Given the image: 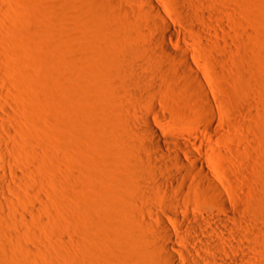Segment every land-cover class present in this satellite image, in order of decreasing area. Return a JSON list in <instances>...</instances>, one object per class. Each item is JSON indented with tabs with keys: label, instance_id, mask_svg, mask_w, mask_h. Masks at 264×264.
<instances>
[{
	"label": "bare ground",
	"instance_id": "bare-ground-1",
	"mask_svg": "<svg viewBox=\"0 0 264 264\" xmlns=\"http://www.w3.org/2000/svg\"><path fill=\"white\" fill-rule=\"evenodd\" d=\"M121 2L125 4L127 7L126 9L129 10V14L133 16L131 21L133 20L134 22V28L138 29L140 32L142 29L145 30V26H148L147 29L152 28L155 30V32H157V34H155L156 37H154V39L151 38L149 46H154V43H157L159 48L157 47L156 50L166 56V58H171L174 61L172 65L166 63L159 64L160 72L157 75L160 77H154L152 74H148L149 71L147 72L148 75H152L154 77L152 79V81H154L152 86L156 84V86L154 85L155 87L163 90L165 93L167 92L168 95L175 100L174 104H176L177 113L175 111L174 112L176 115L178 114L180 117L186 119L188 112L193 110V114L196 113L199 117L198 120L200 122V128H197L194 137L192 136L184 138L186 135H182L183 137H181L180 135L174 134L172 132H165L163 129L164 126L159 128V125H156L153 122L158 120H153V117H150L149 114L151 112L149 114L146 112V114L144 112L145 110L143 112L136 110V113H138V111L141 113L139 116L141 121H135L133 118L134 121L132 122L134 123L135 128L134 130H131L133 133L136 130V132L146 139V141H143L145 143L143 144V149H141L145 152V155L142 153L143 155L140 154L138 156L135 154L136 151L133 149V147H131V149L135 152L131 151L129 144L128 146L127 144H123L124 142L122 140L121 141L123 143H121V138L119 139L118 137L119 141H117L118 139H115L117 138L115 137L117 132L119 133L118 130H120L117 129L119 126H117L116 123H113L112 125V122L110 121L109 124L111 126H105L107 128H113L112 130H108L106 128L109 131L108 135L102 128V131L105 132V136H107L105 138H108L111 133L109 137L114 136L115 138L113 137V139L116 141H112V138H108L106 141L104 136L102 137L104 140L101 139V141H104L105 144L108 142L110 143L111 141L115 142L110 144L114 146L117 144V147H115V152L118 150L119 153H116V159L115 157H111L113 156L111 154H113L115 149L114 146L112 147L113 149H109L108 143L106 144L108 145L106 148H102L105 145L100 141V139L98 140V142H101L99 144H103L100 146V149L102 148L100 152L103 151V149H107L110 152V156H107L106 153H104V155H102L103 152L101 153L103 160H105L106 156L109 159L107 158L104 163L98 162L99 165H102L103 174L101 171V176H95L97 178H94L95 180H93L91 184H88V187L86 186V194L81 195L82 198H78V200L81 199V202L82 199L84 200V203H82L84 205L82 206V209H80L81 216H79V219L80 217L84 218L85 222H87L88 225L95 230V234L87 240V245H85L86 264H264V229L262 225L257 222L259 216H264V210L262 211L264 208V157H261V155L264 153V134L263 129L260 128L258 123V120L262 118L263 113H260V110L263 109L264 102L262 97L258 95L257 92H251L248 88V92L245 90L247 96L246 94L244 95L246 96L247 100L244 99L242 102L244 103L246 101L244 105L240 103L242 106H240L239 109H232V106H229L227 103V101L229 102L227 99H229L231 96H234L230 94V97L228 98V90H224L215 84L213 77L214 75L211 71L212 67L215 69L222 67H224V69L230 68L231 65H229L226 55L232 53L233 46L236 47L238 42L243 43L240 38H238L239 34H235L234 31L232 32L233 28L229 26L231 21L236 22V15L234 20L232 19L233 15L231 14V8L233 7L231 5L230 8L231 3L229 4V2L232 1L225 0L223 3L222 0H175V6L169 4L168 0H115L109 1L108 3L114 7H118ZM2 8L5 9L4 7ZM233 9H236V7ZM234 13L238 12L233 10V14ZM141 16H144L147 19V22L145 21L144 23V25L146 24L145 26L143 25ZM189 20H191V22H189ZM239 22L241 21L239 20ZM176 24H184L188 26L193 33L198 34L200 40L197 42L196 39H194V36L193 38L192 35H189L187 32H183L181 29L179 30V26L177 27ZM134 28H129L130 30H126L127 33ZM111 30L109 29L110 32ZM146 30L143 33H145ZM113 31L115 33L111 34V36H114L110 37L112 39L114 37L118 39L117 36L119 33L117 34V31L114 29L112 32ZM149 31L147 33H149ZM2 32L3 31H1V33ZM147 36L144 35V37ZM99 37L101 38V36ZM99 37L97 39H100ZM168 37L169 40L171 39L173 42L176 41V43L172 42L173 45L176 46L172 47L169 45V41L167 42ZM97 39L96 43L98 48L99 46L102 48L101 43L105 42V40L101 39L99 45V41ZM117 39H114V41ZM149 39L150 38H148V40ZM118 41H120V39ZM192 41L194 42L193 44L197 43L201 49H191L184 45V43L190 44ZM106 42V48L109 49L110 52H108V50L104 47ZM106 42L103 44L104 53L107 50L106 54L103 53L104 56L101 54V57L98 50L95 52L96 55H94V57L96 56L95 58H98L97 56L99 55L100 58V61L99 59L97 61L98 63L94 62L95 60H93L92 63H89L90 60L86 62L84 61L83 63H86V65H84V67L86 66L84 69L90 67V70H92L91 72L88 70L89 75L91 76L88 74V76L84 75L86 78L83 76L85 80L83 79L82 82H84L85 86H88V89L92 88L91 86L93 85V82H97L94 80L99 79L97 78V75L99 77L101 68L107 65V62L111 63L110 68L114 67L117 69V71L121 70V73L128 69V67H124L123 64V60L124 62L127 61L128 63V60L126 59L128 56H125L126 53L123 51L120 53L117 52L119 50H123V48L121 49L122 46L120 47L118 45L120 49L119 47L117 48V46H114L115 49H118H116V52L114 51L116 53L115 55L113 52H111L112 46L108 48L110 45H108V41ZM115 43L117 42L115 41ZM139 43L140 42H133L132 45L137 46ZM133 46H131L132 50L129 49L130 51H137L138 53V51L143 49V46L141 47L140 45L137 47ZM148 47H146V49ZM127 50L126 52H128ZM117 53H123L125 55H118ZM209 54L211 59L208 57ZM134 55H129V58L130 56ZM134 57L136 58V56ZM246 58L248 59V62L245 61L247 69V72L245 73H247L248 76L247 74L245 75V73L242 75L240 70L235 71L236 69H234V71L229 73L230 79L228 80H236V78L244 82L247 80L246 84L248 85L249 83L248 86L250 89H252L251 87H256L257 90H261V86L258 83L251 80V78L248 80L250 76H256V63L250 53L248 56H246ZM133 60H131V62ZM99 63H104V66H101ZM157 63H155V65ZM97 64H99L97 67L101 66L100 69L96 68ZM122 64L123 67L121 66ZM116 65L126 69L123 71L119 67L116 68ZM118 68L120 70H118ZM115 69H113V74H117V72L114 71ZM95 72H97V75L93 74ZM92 74L96 77H92ZM101 74V81L97 83V85L100 86L103 78L102 76H104ZM126 74L122 73L121 76H119L120 78L117 77V74L114 78L115 75L110 73L109 76H113V79L111 78L112 81L108 79L110 77H107L108 80L105 78L107 75L106 74L104 76V81L107 82L104 83L107 84L105 87L103 86L101 88L100 91L102 93L100 91H98V93H101L102 96H105L106 92L108 95H106V97H109L110 92L114 91V89L109 90L114 86L113 83H117V78L120 80L121 77L123 75L125 76ZM148 75L146 77H148ZM124 76L123 78H125ZM146 79H149V77ZM109 80L111 82H108ZM127 80L129 81V78H126V80H124L125 82L123 81L121 84L122 86L118 85V87H122V89L119 88V90H115L116 92L119 91L117 94H120L121 90L123 91L125 89L123 88V84L128 85V83H130V81L128 82ZM95 86L96 85H93V88ZM115 86L117 88V85ZM115 86L113 88H115ZM128 86H126V89ZM96 87L98 88L99 86ZM103 88L108 89L107 91L104 90V94L102 90ZM144 88L145 89L143 91L141 90L142 92L139 90L141 96L145 98L143 99L141 97L143 100L153 99V101H155L157 99L160 102V99L158 98L161 97V95L156 92L158 89L155 90V88L152 87L147 88V86ZM233 89L236 88L234 87ZM163 91L159 92L161 93ZM239 91L237 97L242 94V92ZM135 92L133 95L137 94L138 97V92ZM236 92L237 90H235V96ZM97 98L98 96H96V100H98ZM105 100L106 99H103L101 101ZM99 101L100 100H98V102ZM5 103L6 102H4V104ZM155 103L157 102L155 101ZM4 104L2 103V107ZM5 105L4 107L7 106ZM101 106L102 109L104 107H108L103 105ZM112 108H110V111H112ZM134 111L135 110H133V113ZM114 113L113 117L116 115H114ZM231 113H233L234 116H237L231 117L232 119L228 118L227 116H229ZM107 114L112 116L111 113L107 112ZM3 115L0 113V120L4 119L5 116L3 117ZM138 115L139 113L134 116ZM172 115L175 116L173 113ZM244 115L247 117L246 120L243 118ZM105 117L109 119L110 116ZM198 117H196V119ZM226 117L228 119H226ZM113 119L116 120L115 117ZM242 120H245L244 122L247 125L245 133L247 130L248 131L246 135H243L242 133L243 136H240L237 135L238 132L234 128H242V124L244 125ZM162 121L164 122L163 119ZM5 123L0 121V124H2L0 127V136L2 139L1 141H6L7 143L8 139L5 140L4 137L3 140L2 131L7 133L9 132V128L12 127L11 125H9V127ZM130 124L129 128H132ZM12 125L16 126V124ZM161 125L163 124L161 123ZM20 126L21 125H19V127ZM233 129L236 130L235 134L232 132ZM239 133L241 134L240 131ZM193 134L191 133V135ZM11 135L14 134L11 133ZM9 139L12 140L11 138ZM109 139L111 141H109ZM12 142H14V144L12 143L13 145L16 144L15 141ZM16 142L19 143L18 141ZM19 145L17 146L16 144L15 147L11 146L12 149H10L15 155H20V157H22L23 151ZM129 149L131 154L134 153L133 155H136L137 158L128 160L132 158V155H129ZM112 150L113 152H111ZM27 151L29 150L27 149ZM21 152L22 154H20ZM7 154L9 153H7L6 150L4 151L0 145V173L2 172L3 174L6 173L4 172L6 164L9 165L8 163H12L16 158L11 155L14 159L10 160ZM118 154L122 156L118 158V156H120ZM127 155H129L131 158ZM101 156L100 159L102 158ZM23 158L25 159V156H23ZM8 159L10 162L6 161ZM3 161L7 162L4 166L2 165ZM21 161H18V163ZM14 162H16V160ZM12 165H14V163H12ZM25 165H27V163ZM25 168L28 167L26 166ZM13 173L18 178L20 177L21 172L18 174L17 171L13 170ZM22 173L26 174L27 172ZM38 176L41 177L40 175ZM27 179L28 178H26V180ZM18 180L22 181L20 178ZM29 183L27 181V184ZM256 183H259L260 186L258 187ZM4 184V182L0 181V194H4ZM254 184L258 187V189L254 187ZM78 185L82 186L81 183H78L76 186ZM80 186L78 187L80 188ZM82 188L83 187L80 189L82 190ZM82 191L84 192H81V194L85 193V189ZM246 191H251L253 196H251V194L250 196L253 199H244L242 193H246ZM17 192L19 193L20 191L17 190ZM17 195L20 197V194ZM37 195V198L40 197L39 194ZM83 196H85V199ZM21 197H23L22 194ZM24 199H26V197ZM0 203L2 205L1 201ZM14 203L13 205H16ZM12 207L15 209V206ZM4 208L3 211L6 210H4ZM252 208L254 210H251ZM9 209L12 210L11 208ZM31 210L34 209L31 208L30 211ZM37 213L38 212H36L35 215H37ZM24 215L25 214L23 213V217L20 216L21 219H30L27 218L28 215L27 217ZM111 218H115V220L112 221L110 220ZM26 220L25 222H30V220ZM7 221H5L3 224H7ZM1 229L2 227L0 230ZM7 229L9 228L7 227ZM3 230L1 231L4 232L5 230ZM29 250L27 249L28 252ZM30 252H33L35 255L34 251ZM31 257L33 258V256ZM31 257H29V259Z\"/></svg>",
	"mask_w": 264,
	"mask_h": 264
},
{
	"label": "rangeland",
	"instance_id": "rangeland-1",
	"mask_svg": "<svg viewBox=\"0 0 264 264\" xmlns=\"http://www.w3.org/2000/svg\"><path fill=\"white\" fill-rule=\"evenodd\" d=\"M106 1L108 0H0V113L2 115L4 114L3 117L5 116L4 119L0 121L4 123L6 122V125H11L12 127H8L9 132L7 133L5 131H2L3 140L4 137L5 140H8L7 143L6 141H1L2 139L0 136V145L4 149V151L6 150V152L9 153L7 155L10 160H13L16 157L14 159V161L16 160V162H12L14 163V165H12V163H8L9 165L6 164L7 167L5 166L4 168V172L6 173H0V181L5 183L4 194H0V201L2 202V205L0 203V225L2 227L1 230L4 229L5 231H3L6 232L4 233L0 230V264H86L85 245H87V240L95 234V230L91 228L87 222H85L84 218L80 217L79 219V216H81L80 209H82V206L84 205L82 204L84 203V200L82 199L81 202V199H79V201L78 198H80L81 195L86 194L88 184H91L93 180L97 178L95 176H101L103 174L102 165L100 164V166L98 162L104 163L108 158L107 156H110V152L107 149H103V151L101 152L100 150H102V148H106L108 145L109 149H113L112 147L114 145H111L110 143H115L112 141H116L119 137V139L121 138L120 141L122 140L124 142L123 143L121 141V143L125 145L127 144V146L129 144L130 149L131 147H133V149L136 151L135 154L137 156L140 154L145 155V152L141 149H143V144L145 143L143 141H146V139L143 138V136L138 132H136V130L134 133L132 131L135 128L132 121H134V119L135 121H141V118L139 117L141 114L140 112H143L144 110L145 113H152L149 114L150 117L152 116L153 120H158L153 122L156 125H159V128H162V126H164L163 129L165 130V132H172L174 134L180 135L181 137L186 135L184 138H187L192 136L194 137L197 128H200V122L198 120L199 117L196 113H194L196 115L193 114V110H190L188 112V116H186V119L180 117L178 114L176 115L177 108L176 104H174L175 100L171 96H169L167 92L165 93L163 90L155 87L156 84H154L155 86H152L154 82L152 81V79L156 76H159L157 75L160 72L159 64L166 63L172 65L174 63L171 58H166V56L156 50L157 47L159 48V45H157V43H154V46L152 45L153 47L149 46L151 38L154 39L157 32H155V30L152 28V30L150 28L147 29L148 26L146 27V24L144 25L147 19L144 16H141V19L143 21V25L145 26H143L144 29L147 30L145 33H143L145 31L143 29L139 32L138 29L134 28V22L133 20L131 21V19H133V16L129 14V10L126 9L127 7L125 6V4L121 2V6L119 4L118 7H114L108 2L115 0H109L108 2ZM222 1L224 3L225 0ZM230 1H232L229 2V4L231 3L230 8L231 5L233 8L236 7V9L231 8V14L233 15L232 19L234 20V17L236 15V22L231 21L229 26L234 29H232V32L234 31L235 34H239L240 37L238 36V38H240L243 43L238 42L240 45L237 43L238 46H233L232 53L226 55V59L228 60L229 65H231L230 68H233L232 70L230 68L224 69V67L219 69H215L212 67L211 71L214 75L213 77L215 84L224 90H228V98L230 97V94L234 96H231L229 99H227L229 100V102L227 101L229 106H232V109H239L240 106L244 105V103L246 102L245 101L244 103H242L244 99L247 100V93L245 90H247L248 92V88L251 92H257L258 95L262 97V100L264 102V0ZM168 3L173 6H175L176 4L175 0H168ZM2 7H4L5 9H3ZM233 10H236L239 15L238 13L233 14ZM239 20L241 22H239ZM130 21L133 23L130 24ZM189 22H191V20H189ZM177 27L179 28V30L181 29L183 32H187L189 35H192V37L194 36L195 38H193L196 39L197 42L200 40L198 34L193 33L188 26L184 24H178ZM129 28L134 29H132L133 31L131 30L127 33L126 30H128ZM109 29H114L115 31H117V34L119 33V35L117 36L118 39L116 37H114L113 39L111 38L112 36H114H111V34L115 32H112V30L110 32ZM149 30L152 32H150ZM1 31L3 32L1 33ZM148 31L149 33H147ZM120 33L122 34V36ZM146 33L147 35H149L147 36ZM144 35L147 37H144ZM97 36H101V38L99 37L100 39H97ZM148 38L150 39L148 40ZM96 39L99 41V45L101 39H104L105 42L108 41V45H110L108 46V48L112 46L111 52H113L115 55L116 49L119 46H122L121 49L123 48V50H119L117 52L120 53L123 51L126 53V55L123 53L117 54L128 56L126 57L128 63L126 60V62H124L123 60L124 67H128V69L122 68L123 64L121 65L122 67L116 65V68L119 67L123 71L124 69L128 70L122 72L123 74L127 73L125 76L123 75L125 78H123V76L121 77L122 80L118 79L122 74L119 68L118 70L120 71H117V69H115L113 66V68H110L111 63L107 62V65L105 66L103 65L104 63H99L104 67L101 68V72H98H100V74L103 72L101 75L104 76L107 74L108 76L106 75V79L107 77H110L108 79L111 80V78L113 79L112 75H115V78L118 74L117 83H113L114 86L117 85V88L116 86L115 88H113V86L112 89L109 90L114 89L115 91L119 90V88L122 89V87H118V85L120 86L123 81L126 80V78H129L130 83H128V80V82H126L129 86L127 84H123V88H125V91L123 90V92L121 90L120 94H117L119 91H115L116 96L114 91L110 92L109 97H106V92L105 96H102V92L100 90L103 86H106L107 83L105 84L104 82L107 81H104V76H102V82L100 83L101 86L97 85V83L101 81L100 74L98 77V75L96 74L97 72L93 74H96L97 78L99 79H95L94 81L97 82H93V85L99 86L100 89L96 86L93 88V85L91 86V89H88V86H85L84 82H82L83 79L85 80L86 78L84 75H89L88 70H90V67L84 69L86 67H84L86 63L83 64L84 61L86 62L90 60L89 63H92V61L95 60L94 62L98 63V59L100 61L98 53V58H95L96 56L94 57V55H96L95 52H97L96 50L99 51V54L101 56V54L103 55L104 53V47L106 48L107 46V42H102V48H100L101 46H99L98 48ZM114 39H117L115 40L117 43H115ZM119 39L120 41H118ZM167 39V42L169 41L168 43L170 46H176L173 45V43H176V41L173 42V40H169V37ZM242 39L245 41H243ZM136 41L140 43L142 42L141 44H137V46H143L142 48L145 50L142 49L141 51H138V53L137 51H130L132 50V43H138ZM193 43L194 42L192 41V43H184V45L191 49L200 48L197 43ZM114 46H117V48L115 49ZM134 46L137 47L136 45ZM146 47L152 48L146 49ZM107 50L108 52H110L109 49ZM107 50L104 54H106ZM126 50L129 53L126 52ZM249 53L254 58V61L256 63V76L252 77L250 76V74L249 79H247L250 80L251 78V80L258 83L261 86V90H257L256 87H251L252 89H250V87L248 86L249 83L247 82L248 85L246 84V79L245 82L240 81V79L238 78H236V80H228L230 79L229 73L234 71V69H236L235 71L240 70V73H242V75L247 72L245 61L248 62L246 56H248ZM131 54L136 56V58L134 56H130L129 58V55ZM208 57L209 59H211L210 54L208 55ZM244 57L246 60L244 59ZM131 60L133 61L131 62ZM155 63L157 64L155 65ZM99 64L96 65V68L98 69H100L101 67H97ZM113 69H115L114 71H116L117 74H113ZM91 71L92 70H90V72ZM147 72L148 74H152L154 77L152 75H148ZM110 73L112 74L111 76H109ZM246 74L247 73H245V75ZM147 75L149 79H146L148 78L146 77ZM224 75L226 78L224 77ZM92 77L95 78L96 76L93 75ZM110 80L108 82L112 81ZM226 80L228 81V83ZM102 83H104L105 85ZM145 85L147 86V88L152 87L155 88V90L158 89L156 92L162 97V99L161 97L158 98L160 99V102L157 99L155 100L157 103H155L153 99L143 100L145 98L141 96L140 91H143L145 89ZM126 86H128L127 89ZM234 87L236 89H233ZM102 90L104 94V90L107 91L108 89L103 88ZM235 90H237L236 96ZM98 91H100L101 93H98ZM133 91L138 92V97L137 94L133 95ZM159 91H163L164 93H160ZM238 91L242 92V94L239 93L240 95L237 97ZM245 94L246 96H244ZM96 96H98L97 99L100 101L103 99L106 100L101 101L103 104L100 101L99 103L98 100H96ZM4 102H6L5 104L7 106L4 104ZM2 103L6 107H4V105L2 107ZM240 103H242V105ZM101 105L106 107L108 106L109 108H107L109 110L105 107L102 109ZM110 108H112L113 112L110 111ZM133 110H135L134 113ZM136 110H140V112L138 111V116H134L138 114L136 113ZM107 112L111 113L112 116L110 114H107ZM171 112L175 114V116H173ZM113 113L114 115L116 114L114 116L116 120L113 119ZM260 113L263 114L262 118L258 120V123L260 125V128L263 129L264 134V107L262 110H260ZM104 114L107 117L110 116V120L106 118ZM232 115L233 113H231L227 117L231 118L237 116L236 114V116ZM244 116L243 118L246 120L247 117ZM196 117L198 118L196 119ZM227 117L226 119H228ZM162 119L165 123L162 121ZM15 121H17L18 123ZM110 121L112 122V125L113 123H116V125L119 126H116L117 129L120 130H118L119 133L117 132V134L115 132L117 129L114 131L116 134L115 137L117 138H115L114 136L113 137L116 140H114L112 136L109 137L111 135L110 133L108 138H112V141L109 139V141L111 142H108L109 144L106 143L108 144L106 145L104 141H101V139H103V136L105 140L108 139L105 138L107 136H105L104 133L106 132L107 135L109 134L108 130L111 128L107 127L110 125ZM244 121V125L242 124L241 126L242 128L237 127V129L236 127H232L237 130V135H246L248 130L245 133L247 125ZM11 122L12 124H16V126L12 125ZM161 123L163 125H161ZM129 124L132 126V128H129ZM19 125L21 126L19 127ZM1 126L2 124H0V127ZM102 128L103 130H105V132L102 131ZM239 129H241L242 131ZM233 130L232 132L233 134H235L236 130ZM239 131L241 132V134L239 133ZM11 133L14 135H11ZM191 133L194 134L191 135ZM9 138H11L12 140H10ZM15 138H17L18 140ZM99 139L105 145L101 149L100 146L103 144H99L101 143L98 142ZM119 139L117 141H119ZM12 141H15L17 146L20 143L19 147L23 151V154L22 152L20 154L25 156V159L22 155V157H20V155L17 156L12 153V147L16 146V144L13 145L14 142ZM16 141H18L19 143H17ZM115 147H117V144L116 146H114V148ZM27 149L29 151H27ZM130 149L129 155H132V158L127 155L131 158L128 160L137 158L136 155H133L134 153L131 154ZM115 150L116 148L114 149V152ZM117 151L114 155V152L112 150L111 152H113V154L111 155L113 156L111 157H115L116 159V153H119V151ZM131 151L135 152L132 149ZM102 152V155H104V153L107 154L106 157L104 156L105 160H103V157L101 156ZM26 154L28 155V157ZM11 155H13L14 158ZM100 156L102 157L101 159L103 161L100 159ZM121 156L122 155L118 156V158ZM261 157H264V153L261 155ZM22 159L24 160L21 161ZM6 161L10 162L9 159ZM6 161L2 162L3 166L5 165V163H7ZM18 161L21 162L18 163ZM24 163H27V165H25ZM10 164L12 165V167ZM26 166L28 168H25ZM13 170L17 171L18 174L21 172L19 178L22 179V181L18 180L19 178L15 176ZM101 171L102 174H100ZM22 172L27 173L24 174ZM38 175H40L41 177H39ZM26 178L28 179L26 180ZM27 181L28 183H30L27 184ZM20 183H25L26 185H21ZM78 183H81L82 186H78H80V188L83 187L85 189V193L81 194V192H84L82 191L84 189L82 188L81 190L78 186H76ZM256 185H258V187L260 186L259 183H256ZM256 185L254 187L258 189ZM16 189L20 192L18 193ZM16 192L17 194H20V197L16 194ZM34 193L36 194V196ZM21 194L23 197H21ZM37 194H39L40 197L37 198ZM242 194L245 200L246 198L251 199V196H253L251 191H246V193ZM25 197L26 199H24ZM83 197L85 199V196ZM13 203L16 205H13ZM12 206H15L16 210L13 209ZM3 208L7 211H3ZM9 208H11L12 210H10ZM31 208L34 210L30 211ZM251 210L254 209L252 208ZM263 210L264 208L262 209V211ZM30 212H33L34 215ZM36 212H38L37 215H35ZM23 213L26 217L28 215L27 218L30 219H21V217H23ZM262 217L264 216H259V220L257 219V222L260 223L264 229V218ZM25 220H30V222H25ZM110 220L113 221L115 220V218H111ZM5 221H7V224H3ZM7 227L9 229H7ZM27 249H30L29 252L27 251ZM37 250L39 253L37 252ZM30 251H34L35 255ZM25 253L26 255L29 253L28 255L30 256L27 255V257ZM31 256H33V258ZM29 257L31 258L29 259Z\"/></svg>",
	"mask_w": 264,
	"mask_h": 264
}]
</instances>
